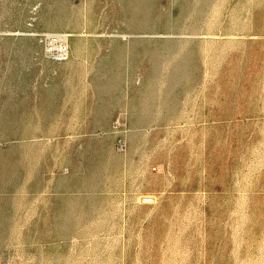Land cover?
I'll return each instance as SVG.
<instances>
[{"label": "rangeland", "instance_id": "obj_1", "mask_svg": "<svg viewBox=\"0 0 264 264\" xmlns=\"http://www.w3.org/2000/svg\"><path fill=\"white\" fill-rule=\"evenodd\" d=\"M0 264H264V0H0Z\"/></svg>", "mask_w": 264, "mask_h": 264}, {"label": "built area", "instance_id": "obj_2", "mask_svg": "<svg viewBox=\"0 0 264 264\" xmlns=\"http://www.w3.org/2000/svg\"><path fill=\"white\" fill-rule=\"evenodd\" d=\"M47 55L56 62H66L70 56L68 37L60 34H48L44 38Z\"/></svg>", "mask_w": 264, "mask_h": 264}, {"label": "bare ground", "instance_id": "obj_3", "mask_svg": "<svg viewBox=\"0 0 264 264\" xmlns=\"http://www.w3.org/2000/svg\"><path fill=\"white\" fill-rule=\"evenodd\" d=\"M65 35V34H64ZM67 36V35H66Z\"/></svg>", "mask_w": 264, "mask_h": 264}]
</instances>
